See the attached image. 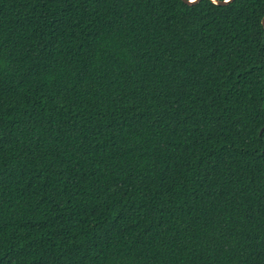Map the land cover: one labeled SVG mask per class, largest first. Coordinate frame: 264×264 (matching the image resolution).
I'll list each match as a JSON object with an SVG mask.
<instances>
[{
    "label": "trees",
    "instance_id": "16d2710c",
    "mask_svg": "<svg viewBox=\"0 0 264 264\" xmlns=\"http://www.w3.org/2000/svg\"><path fill=\"white\" fill-rule=\"evenodd\" d=\"M264 0H0V264H264Z\"/></svg>",
    "mask_w": 264,
    "mask_h": 264
},
{
    "label": "water",
    "instance_id": "95a60500",
    "mask_svg": "<svg viewBox=\"0 0 264 264\" xmlns=\"http://www.w3.org/2000/svg\"><path fill=\"white\" fill-rule=\"evenodd\" d=\"M182 1L186 4L192 5V4L199 2L200 0H195V2H192V0H182ZM210 1H212L213 3L218 4V5H225V4H227L233 0H210ZM261 24L264 27V15L261 18ZM262 129H264V127H262L261 130Z\"/></svg>",
    "mask_w": 264,
    "mask_h": 264
},
{
    "label": "snow or ice",
    "instance_id": "6c2138e0",
    "mask_svg": "<svg viewBox=\"0 0 264 264\" xmlns=\"http://www.w3.org/2000/svg\"><path fill=\"white\" fill-rule=\"evenodd\" d=\"M192 2H195V0H192Z\"/></svg>",
    "mask_w": 264,
    "mask_h": 264
}]
</instances>
